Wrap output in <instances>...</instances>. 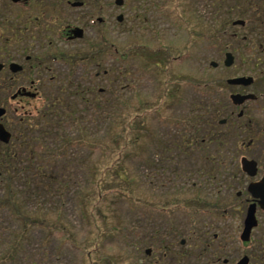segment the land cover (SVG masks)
<instances>
[{
	"label": "rangeland",
	"instance_id": "obj_1",
	"mask_svg": "<svg viewBox=\"0 0 264 264\" xmlns=\"http://www.w3.org/2000/svg\"><path fill=\"white\" fill-rule=\"evenodd\" d=\"M230 3L114 0L111 95L98 92L105 78L93 91L42 81L24 100L31 119L9 114L16 139L1 150L0 264H225L256 254L240 240L247 207L235 199V176L221 171V147L198 153L188 143L212 102L192 95L190 81L235 69L186 59L187 34L198 21L214 29Z\"/></svg>",
	"mask_w": 264,
	"mask_h": 264
},
{
	"label": "flooded vegetation",
	"instance_id": "obj_2",
	"mask_svg": "<svg viewBox=\"0 0 264 264\" xmlns=\"http://www.w3.org/2000/svg\"><path fill=\"white\" fill-rule=\"evenodd\" d=\"M229 1L225 12L218 14L226 18L214 29L198 21L200 26L191 25L187 34L186 59L212 56V67L222 64L225 70L235 69L212 82L190 81L192 95L212 102H203L201 115L191 122L188 143L198 153H205L209 143L218 144L221 171L236 179V201L247 207V213L252 205L256 207L257 226L250 238H241L247 213L240 234L243 243L257 246L256 254L224 263L239 264L247 257V264H264V234L258 241L252 237L261 225L257 212L264 213L260 197L253 193L264 179V0ZM113 6L114 0H0V107L6 110L0 124L11 133V141L16 132L10 128L9 114L16 123L31 119L33 113L25 109L29 102L24 100L40 95L42 81L57 87L61 80H78L81 87L91 86L88 89L93 91L97 80L105 78L106 86L98 87V92L111 95ZM76 83L71 86L78 87ZM60 87L53 90L63 92ZM24 89L36 96L23 94ZM11 141L7 145L0 141V175L8 157L1 150L10 147ZM146 252L151 255L152 249Z\"/></svg>",
	"mask_w": 264,
	"mask_h": 264
},
{
	"label": "water",
	"instance_id": "obj_3",
	"mask_svg": "<svg viewBox=\"0 0 264 264\" xmlns=\"http://www.w3.org/2000/svg\"><path fill=\"white\" fill-rule=\"evenodd\" d=\"M123 3V0H117V4L121 5ZM123 16L120 15L118 17L119 21H122ZM0 69H1V65H0ZM24 93L25 95H29L32 97H35L36 94L35 93H31V92H27L24 89ZM6 110L3 107H0V117L3 116L5 114ZM11 133L2 125L0 124V140L3 143H9L11 140ZM256 189L255 191H253L254 195L257 197H260V204L262 206V208L264 209V179L262 180V182L258 183L257 185H255ZM257 226V219H256V207L255 205H252L249 209H248V213H247V217H246V221H245V228L244 231L241 235V238L243 240H248L250 238V234L252 229ZM149 252V250H148ZM248 263V258L245 257L243 258L239 264H247Z\"/></svg>",
	"mask_w": 264,
	"mask_h": 264
},
{
	"label": "trees",
	"instance_id": "obj_4",
	"mask_svg": "<svg viewBox=\"0 0 264 264\" xmlns=\"http://www.w3.org/2000/svg\"><path fill=\"white\" fill-rule=\"evenodd\" d=\"M37 143H38V145H40V146H41V144H42L40 141H38ZM41 147H42V146H41ZM32 154H33L32 159H34V158H35L34 156H35V154H36V150H33V151H32ZM37 155H38V154H37ZM45 158H46V160H50V161H45V160H44L47 164H48V163H50V164H51V163H52V164L55 163V160H54V159H55L56 157H52V156H51V157H45ZM41 164H42V163H41ZM42 165H44V164H42ZM49 166H51V165H49ZM41 167H43V166H41ZM38 169H40V170L42 169V170H43L42 174H46V175H48V172H47L46 170H44V168H38ZM48 176H49V175H48Z\"/></svg>",
	"mask_w": 264,
	"mask_h": 264
}]
</instances>
